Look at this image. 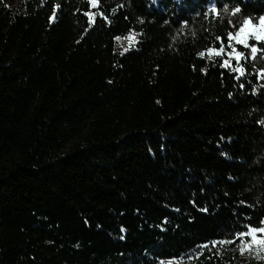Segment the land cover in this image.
I'll list each match as a JSON object with an SVG mask.
<instances>
[{
  "label": "trees",
  "instance_id": "16d2710c",
  "mask_svg": "<svg viewBox=\"0 0 264 264\" xmlns=\"http://www.w3.org/2000/svg\"><path fill=\"white\" fill-rule=\"evenodd\" d=\"M95 2L0 0V264H242L264 42L236 61L227 33L264 0Z\"/></svg>",
  "mask_w": 264,
  "mask_h": 264
},
{
  "label": "snow or ice",
  "instance_id": "6c2138e0",
  "mask_svg": "<svg viewBox=\"0 0 264 264\" xmlns=\"http://www.w3.org/2000/svg\"><path fill=\"white\" fill-rule=\"evenodd\" d=\"M211 11L215 13L217 16L219 15L218 10L215 8V4L212 5ZM240 12L239 7L233 9V14ZM91 23V21H90ZM231 23V21L229 22ZM257 29V30H253ZM249 37H254L255 41L260 42L264 41V16H261L259 18V25H256L253 23L252 19L250 17L244 18L243 23L240 24L238 29L233 33L232 31H229L227 33V40L229 43V46H232V51L228 52L227 55L229 57L235 58L236 61H240L241 58L245 57V53L243 51L237 50L234 45H242L246 49L250 48L251 57L253 60L257 58V54L260 51V49L255 45L249 44ZM217 40H220L221 37H216ZM225 51L223 43H221L219 50L216 48H208L207 52L209 54L214 53L216 57H221L222 53ZM201 56H203V53H200ZM230 65L229 59H224L222 66L227 68ZM205 71V70H202ZM240 75H244L243 72L240 73ZM260 75L264 77V69H261ZM240 87L243 88L244 85L240 84ZM255 89H253V93L255 94ZM231 95V93H229ZM195 203L194 201L192 202ZM175 211H179V209H175ZM203 211H206V209H203ZM167 220V218H165ZM264 223V221H262ZM256 233H261L262 235L257 237ZM235 235L239 238H243L245 236L251 235L252 238V244H260L264 245V227H253L251 225L248 226V231H237ZM232 241H213L212 244L215 246L217 243H231ZM202 248H207L208 244L205 243L201 245ZM251 247V245H249ZM243 251V248L241 249Z\"/></svg>",
  "mask_w": 264,
  "mask_h": 264
},
{
  "label": "rangeland",
  "instance_id": "374dc122",
  "mask_svg": "<svg viewBox=\"0 0 264 264\" xmlns=\"http://www.w3.org/2000/svg\"><path fill=\"white\" fill-rule=\"evenodd\" d=\"M92 4L95 5V0H91ZM253 23L259 25V19L253 20ZM257 30V29H253ZM135 34L130 35L127 40L129 43L135 40ZM254 39V37H249V40ZM264 42V41H263ZM264 227V226H262ZM257 237L261 236V233H256ZM241 242L238 245V253H239V261L242 264L252 263V261H256L258 259L264 258V245L260 244H252L251 235L245 236L241 238ZM251 245V247H249ZM243 248V251L241 249ZM161 264H192V261L189 257L187 258H180V259H171L167 261H163Z\"/></svg>",
  "mask_w": 264,
  "mask_h": 264
}]
</instances>
